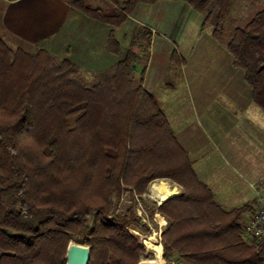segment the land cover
<instances>
[{"label": "trees", "instance_id": "obj_1", "mask_svg": "<svg viewBox=\"0 0 264 264\" xmlns=\"http://www.w3.org/2000/svg\"><path fill=\"white\" fill-rule=\"evenodd\" d=\"M63 1L116 27L140 4H185L216 37L233 2L125 0L107 11L89 0ZM149 35L132 30L125 57L97 74L43 49L12 50L0 37V264H65L69 242L90 248L88 264H139L151 256L139 239L150 230L134 207L118 204L125 193L140 199L156 180L183 191L155 209L166 225L153 259L264 264V241L243 231L249 206L225 210L215 201L143 87L144 71L136 74L141 59L133 49L148 45ZM225 49L264 113V7L228 30Z\"/></svg>", "mask_w": 264, "mask_h": 264}, {"label": "rangeland", "instance_id": "obj_2", "mask_svg": "<svg viewBox=\"0 0 264 264\" xmlns=\"http://www.w3.org/2000/svg\"><path fill=\"white\" fill-rule=\"evenodd\" d=\"M124 1L125 0H89L87 2L91 7H98L103 10L111 11L115 7L119 8ZM165 4H170L172 6V3H160L154 7L149 14V17L152 18V23L155 22L158 31L161 33L165 32L166 25L168 21H170V18L173 17V15H176V12H174L171 8L168 9V5L166 6ZM259 7H264V0H233L232 10L226 25L224 26L223 32L217 34V37L212 34V28L208 25L202 27L201 24L197 27V24L200 21L199 18H201L202 15L188 8L190 10L189 14H179V23L174 33L171 34V32L168 31V37L172 39L175 44L171 45L170 52L168 53L169 56L167 57V63L162 69V72L166 74L163 78V84L161 85V93L165 92L163 96H165V98H169L171 101H178L174 102V109H177L178 107L175 105H179L182 107L183 111H186L187 114H191L190 108L192 107L190 104L194 101L196 103H202L203 105H206L207 103V106H210L208 112H205L202 115L206 117L210 116L213 121H205L207 124L218 128L214 132H208L206 139L204 136L199 137L201 140L200 142L204 145V149H202L201 153L195 157L198 159L195 169L200 170V168L205 167L209 170L212 169L213 178L217 177L218 180L224 182V189L222 192L230 189V187H227V183H229L230 186L234 184V208L240 207L244 204L249 206V210L246 212L245 216L251 212L253 207V202L251 201H253L254 194L252 189L249 187V184L253 183L258 177L256 172H264V113L253 103L254 107L252 106L250 108H246L242 114L239 113L240 118L234 124V120L231 121V118H229L228 115L234 116L236 115L235 110L237 112H240L241 110L237 109L238 107L229 105L228 103L224 104L223 100L224 98H227L229 94H234L235 90L232 89V92L229 87L225 92H222L221 95L218 94L215 96V91H202V89L205 90L206 85L208 86V84V88H213L212 77H214V75L211 74L212 71L215 70V72H218L220 69L221 71L218 74L221 79L223 76L228 74L226 70H222L224 65H221L222 59L220 57V53L218 52L219 47H222V50L225 51V54L227 55L228 52L225 49V42L228 38V30L236 25L242 24L246 18H248L251 13ZM132 13L127 16L125 22L126 27L124 28H127V36L121 38L122 34L125 35V29L122 28L120 30L119 28L123 24L118 26L119 30L116 26L111 25V27L116 29L117 34L114 31L111 33L114 39L111 37V39H113L112 44L108 39L107 47L110 51H112L113 47H116L117 45V53L114 52L112 54H119L122 56V60L125 57H123V55L126 54L130 43V32L136 28L147 29L150 32L148 45L144 43L146 46L143 45L139 49H133L135 53L140 56L141 61L138 65V70L144 71V77V73L149 63V58L152 57V53L154 54L153 66L158 67V64L161 62L164 54L166 56L167 49H162L159 42L156 44L157 46H154L155 48H153L152 38H156L160 33H158L157 30H152L146 25L132 24L131 21L129 22L128 17H134V14L132 15ZM94 20L97 21L96 19ZM114 34L118 35V37H115ZM193 35L198 37L203 36L204 38L201 39L200 42H197L196 47L192 50L193 43L192 45H189L188 43L189 39L194 37ZM207 36L209 39L214 40L216 44L211 40H208ZM34 48L43 49L42 47L34 46L30 50L25 51L29 52ZM147 48V57L144 58V55L146 56V52L144 53V51H146L145 49ZM43 50L56 56L57 58L64 59L46 49ZM184 51L190 52V55L185 54ZM227 56L228 59L232 61L231 56L229 54ZM140 73L138 71L136 72L137 75ZM236 77L237 74L235 73L234 78ZM234 87L236 88V85H234ZM246 87L248 88L247 85ZM213 96H215L216 100H213L212 102L214 103L208 105L209 102H211V97ZM223 104L224 106H222ZM166 109L167 108L165 107L163 108L164 111H166ZM199 113L201 112L199 111ZM193 117L195 120H198L197 115H194ZM188 118L190 117L187 116V119ZM191 124L193 125V129H196L195 126L197 125L192 122ZM207 124L203 123V125ZM229 127H233L231 131L229 130L231 129ZM174 129L176 130V126ZM227 130H229V135L226 139L224 138V140H221L212 138L215 134H225L224 132ZM196 132H199V128L196 129ZM259 180H264V176ZM161 181L165 182L169 187L173 186L169 180H156L149 185L147 192L140 199L134 196L132 201L130 195L125 193L122 195L118 204V208L120 210H125L128 207H134L135 214L140 218L141 223L146 225L150 230L149 237L143 240L139 237V239L142 241L144 246L147 244V247L145 246V248L151 256L150 258L142 259L139 264H166L165 260L153 259V252L158 254L162 250V245L160 244V234L166 225L165 220L155 212L159 203L157 196L151 191L152 184H156ZM245 216L243 218V223H245ZM149 239L152 240L149 241ZM144 240L145 244L143 243ZM154 241L159 243L156 245Z\"/></svg>", "mask_w": 264, "mask_h": 264}, {"label": "crops", "instance_id": "obj_3", "mask_svg": "<svg viewBox=\"0 0 264 264\" xmlns=\"http://www.w3.org/2000/svg\"><path fill=\"white\" fill-rule=\"evenodd\" d=\"M167 2L172 3L169 1H160L157 4H154V6L138 5L132 13V15L134 14V17H128L129 22L131 21L132 24H142L150 27L152 30H157L160 34L156 38H152L153 48H155L157 46L156 44L159 42L162 49H167L166 56L164 54L165 57H162L158 67L153 66L154 54L152 53V57L149 58V63L144 73L143 87L146 91L150 92L157 98L160 108L166 115L180 146L187 152L192 160V168L199 181L212 191L215 201L223 209L231 210L234 208V184L230 186V184L227 183V187H230V189L222 192L224 189V182L218 180L216 176V178H213L212 169L209 170L205 166V168H200V170L195 169L198 162V159L195 157L201 153L202 149H204V145L200 142L201 140L199 137L204 136L206 139L208 132H214L218 128L207 124V122L213 121L210 116L206 117L202 115L203 113L208 112L210 106H207V103L206 105H203L202 103H196L194 101L190 104L192 107L190 108L191 114H187V112L183 111L182 107L179 105H175L178 107L177 109H174L173 104L178 101H171L169 98L163 96L165 92L161 93V85L163 84V78L166 74L162 72V69L167 63V57L169 56L168 53L170 52L171 45L175 44L172 39L168 37V31L172 34L176 30L179 23V14L190 13V10L188 9L190 7L185 4L172 3V6L170 4H165L166 6L168 5V9L171 8L174 10L176 15H173V17L170 18V21H168L166 25L165 32L161 33L158 31L155 22L152 23V18L149 17V14L158 4ZM139 16L141 17V21ZM199 20L197 27L202 24V17L199 18ZM124 27H126V23L119 28L121 30ZM119 28L117 27L118 30ZM126 29L124 33L125 35L122 34L121 38L127 36ZM113 31L117 34L116 29L111 27V25L87 17L63 0H0V37L10 49H22L25 51L30 50L34 46H39L61 58L67 59L89 73H102L121 60L122 56L119 54H112L107 47V41ZM116 34H114L115 37H118ZM203 38V36H194L189 39L188 44L192 45L193 43L192 50L196 47L197 42H200ZM208 40H211L216 44L214 40L209 38ZM219 50L218 52L222 59L221 65H224L222 70H226L228 74L221 79L218 74L221 71L220 69L218 72H215V70L212 71L211 74L214 75V77H212L213 88H208V84V86L206 85V89H202V91H215L216 96L218 94L221 95V93L225 92L229 87L230 91H232V89L235 90L234 94H229L227 98H224L223 100L224 104L228 103L241 110L240 112L235 110L236 115L234 116L228 115V117L231 118V121L234 120L235 124L240 118L239 113L242 114L246 108L254 107L252 92L251 90H248L250 89L249 87H246L241 70L236 68V66L234 67L232 61L228 59L227 55L229 53L226 55L225 51L222 50V47H219ZM184 52L185 54L190 55V52ZM124 56L125 55H123V57ZM138 69L139 67L137 66L136 72L138 71L140 73L141 71ZM235 73L237 74L236 78H234ZM234 85H236V88ZM215 96L211 97V102H209L208 105L214 103L212 101L216 100ZM224 104L222 106H224ZM164 107L167 108L166 111L163 110ZM199 111L201 113H199ZM194 115L198 116V120H195L193 117ZM187 116L190 118L187 119ZM253 118L251 119L254 120ZM191 122L197 125L195 128H199V132H196V129H193ZM203 123L207 125H203ZM175 126L176 130L174 129ZM229 128H231L229 129L231 131L233 127ZM229 130L225 131V134L222 135L215 134L212 138L224 140V138L226 139L228 137ZM256 173L258 174V177L254 182L264 176V172ZM171 183L173 184L172 187H169L163 181L156 184L153 183L157 186L155 190L157 199H159V196H164L166 200L182 193L183 190L179 185L173 182ZM250 214L251 212H249L247 216L244 215L245 222Z\"/></svg>", "mask_w": 264, "mask_h": 264}, {"label": "built area", "instance_id": "obj_4", "mask_svg": "<svg viewBox=\"0 0 264 264\" xmlns=\"http://www.w3.org/2000/svg\"><path fill=\"white\" fill-rule=\"evenodd\" d=\"M254 198L251 214L243 225L245 236L251 241H264V180L250 183Z\"/></svg>", "mask_w": 264, "mask_h": 264}, {"label": "water", "instance_id": "obj_5", "mask_svg": "<svg viewBox=\"0 0 264 264\" xmlns=\"http://www.w3.org/2000/svg\"><path fill=\"white\" fill-rule=\"evenodd\" d=\"M64 258L65 264H88L90 259V248L85 245L69 242Z\"/></svg>", "mask_w": 264, "mask_h": 264}, {"label": "bare ground", "instance_id": "obj_6", "mask_svg": "<svg viewBox=\"0 0 264 264\" xmlns=\"http://www.w3.org/2000/svg\"><path fill=\"white\" fill-rule=\"evenodd\" d=\"M156 188H157V186L156 185H152L151 186V191L156 195ZM161 195V194H160ZM158 200V203L159 204H161L162 202H164L165 201V197L164 196H159V199H157ZM152 239H149V241H151ZM144 244H145V240H144V242H143ZM154 243L157 245L158 243H157V241H154ZM145 245H147V244H145Z\"/></svg>", "mask_w": 264, "mask_h": 264}]
</instances>
